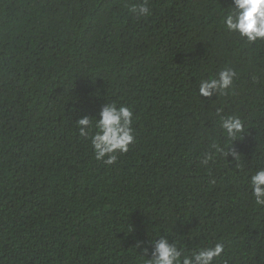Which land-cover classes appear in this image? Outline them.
Listing matches in <instances>:
<instances>
[{
  "label": "trees",
  "instance_id": "obj_1",
  "mask_svg": "<svg viewBox=\"0 0 264 264\" xmlns=\"http://www.w3.org/2000/svg\"><path fill=\"white\" fill-rule=\"evenodd\" d=\"M0 0V264H143L166 236L215 264H264V207L248 174L264 167V41L222 24L229 0ZM237 73L226 95L199 81ZM134 113L136 142L95 159L76 121L105 103ZM245 131L231 146L216 116ZM140 244L139 247L137 245Z\"/></svg>",
  "mask_w": 264,
  "mask_h": 264
},
{
  "label": "clouds",
  "instance_id": "obj_2",
  "mask_svg": "<svg viewBox=\"0 0 264 264\" xmlns=\"http://www.w3.org/2000/svg\"><path fill=\"white\" fill-rule=\"evenodd\" d=\"M221 22L230 33L239 35L249 43L264 41V0H229L227 7L222 6ZM136 17L152 15L149 0L134 5L130 9ZM237 73L228 67L219 71L215 76L201 79L198 92L200 97L211 98L213 95H226ZM223 109H217L216 116L221 121V127L231 146H221L218 142L210 143L208 150L202 153L200 163L207 167L216 156L232 157L236 169L240 168L241 155L233 148L234 142L245 131L244 121L237 115L225 116ZM75 125L82 138L90 140L95 159L105 165H113L118 160V153H127L131 145L136 142L134 128V113L127 105H117L115 102L105 103L98 116H83ZM246 179L250 185L251 196L257 206L264 207V167H258L248 174ZM165 236L150 241L151 258L145 249L143 264H215L224 254L222 243L214 246L199 247L190 254L176 241L170 242ZM140 244L137 245L139 247Z\"/></svg>",
  "mask_w": 264,
  "mask_h": 264
}]
</instances>
